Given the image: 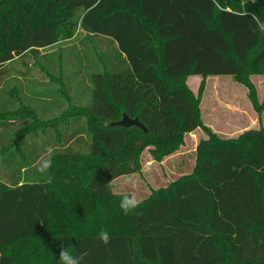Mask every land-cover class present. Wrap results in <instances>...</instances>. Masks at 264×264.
Returning <instances> with one entry per match:
<instances>
[{
    "label": "trees",
    "instance_id": "obj_1",
    "mask_svg": "<svg viewBox=\"0 0 264 264\" xmlns=\"http://www.w3.org/2000/svg\"><path fill=\"white\" fill-rule=\"evenodd\" d=\"M250 1H55L68 25L66 39L78 29L105 42L100 50L105 69L87 61L86 71H76L84 98L80 113L61 126L59 142L52 133L39 144L20 142L27 163L11 147L16 143L11 132L22 125L0 121V150L9 149L0 159V264H59L61 247L77 256L86 253L81 264H264L261 131L204 144L193 173L153 192L134 213L115 212L111 202L98 206L99 199H116L114 180L140 172L146 148H168L198 127L197 108L177 80L237 77L242 67L264 76V32L258 30L264 0H257L260 7ZM8 2L17 15L13 28L2 2L0 116L12 106L5 98L6 66L52 47L59 26L49 5L42 6V18H34L28 0ZM123 114L146 132L108 126ZM49 146L52 157L86 175L74 184L61 175L60 234L53 233L52 220L53 184L60 176L36 168ZM102 229L110 231L107 246L96 238ZM27 239H48L49 249H13Z\"/></svg>",
    "mask_w": 264,
    "mask_h": 264
},
{
    "label": "rangeland",
    "instance_id": "obj_2",
    "mask_svg": "<svg viewBox=\"0 0 264 264\" xmlns=\"http://www.w3.org/2000/svg\"><path fill=\"white\" fill-rule=\"evenodd\" d=\"M55 1L28 0V7L33 11L34 18H42L41 8L44 5L55 9L59 22L56 43L38 53L15 58L5 68V98L12 100V106L8 112L1 114L0 121L22 125L18 132H11L16 139L11 147L18 152L22 163L27 162L20 155V142L39 144L49 133L59 142L61 126H67L70 118L80 113L84 98L80 95L81 76L76 71H86L87 61L93 62L99 70L105 69L100 53L105 42L89 38L78 29L71 38L66 39L68 25L55 7ZM2 2L6 3L4 9L14 28L17 14L8 5V0H0V5ZM250 3L254 7L262 5L257 0ZM176 82L182 83L197 108L198 127L168 148L156 151L152 146L146 148L140 156V172L114 180L111 186L116 199H99L98 206L111 202L116 208L115 212H119V198L125 194L135 196L142 203L153 192L166 189L178 179L193 173L201 149L208 142L235 140L250 131L264 134V76L249 75L242 67L237 77L187 76ZM8 150H0V159ZM62 160L52 157L50 167L60 176V182L53 184L54 234L64 232L61 223V175L68 184L86 181V175L75 164ZM2 173L0 167V176ZM121 217L126 220L123 214ZM118 225L121 226V222ZM49 246L48 239H27L16 241L13 249L41 247L46 251ZM48 257L46 253L43 259L48 261Z\"/></svg>",
    "mask_w": 264,
    "mask_h": 264
},
{
    "label": "clouds",
    "instance_id": "obj_3",
    "mask_svg": "<svg viewBox=\"0 0 264 264\" xmlns=\"http://www.w3.org/2000/svg\"><path fill=\"white\" fill-rule=\"evenodd\" d=\"M217 7L220 6L217 5ZM258 30L264 32V23H258ZM54 151V148L49 146L45 153L41 155L39 160L36 162V168L40 174H46L50 169ZM118 207L120 211L127 216L135 212V210L139 207V201L135 196L125 194L122 195ZM96 238L105 246L111 242V236L107 229H102L98 232ZM84 255H86V253L79 256L74 255L70 248L61 247L58 253L59 264H81Z\"/></svg>",
    "mask_w": 264,
    "mask_h": 264
},
{
    "label": "water",
    "instance_id": "obj_4",
    "mask_svg": "<svg viewBox=\"0 0 264 264\" xmlns=\"http://www.w3.org/2000/svg\"><path fill=\"white\" fill-rule=\"evenodd\" d=\"M109 127H123V128H130L136 127L141 129L143 132H146V128L137 120L131 119L127 115L123 114L121 120L112 122L108 124Z\"/></svg>",
    "mask_w": 264,
    "mask_h": 264
}]
</instances>
